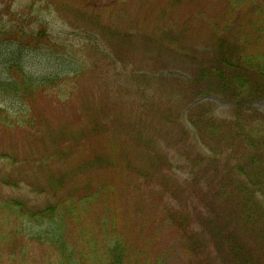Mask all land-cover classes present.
I'll return each mask as SVG.
<instances>
[{
    "label": "trees",
    "instance_id": "16d2710c",
    "mask_svg": "<svg viewBox=\"0 0 264 264\" xmlns=\"http://www.w3.org/2000/svg\"><path fill=\"white\" fill-rule=\"evenodd\" d=\"M177 4L144 0L160 15L157 43L178 60L175 69L136 73L147 85L160 81L155 97L146 86L135 91L144 103L132 105L139 121L125 103L103 99L113 82H79L86 64L71 75L37 74L23 60L33 34L13 41L8 32L11 43L0 41V134L24 131L25 149L21 155L0 147V184L17 190L24 184L55 199L35 208L0 198L5 218L53 227L43 242L51 252L47 262L34 263L168 264L174 250L183 264H264V111L244 110L264 100V0H204L195 12H179ZM192 24L208 30L198 52L180 46ZM46 34L38 31L37 48L47 44ZM128 88L121 92L134 95ZM209 94L233 101L234 116H215L201 102ZM42 100L68 116L52 125L37 115ZM74 148L81 157L71 164ZM55 161L61 168L40 179L38 172ZM121 199L133 208L121 213ZM165 240L169 248L161 245Z\"/></svg>",
    "mask_w": 264,
    "mask_h": 264
},
{
    "label": "rangeland",
    "instance_id": "374dc122",
    "mask_svg": "<svg viewBox=\"0 0 264 264\" xmlns=\"http://www.w3.org/2000/svg\"><path fill=\"white\" fill-rule=\"evenodd\" d=\"M203 1L179 0L177 6L179 12L180 10L187 12L188 8H192L195 12L200 9ZM158 14L154 12L152 6L144 7V0H0V41L11 43V40L18 41V38L28 41L23 35L33 34L34 36L29 40V42H33L32 47L31 49L27 48L23 60L37 74H70L74 69H79L81 63L86 64L88 73L81 76L79 82L87 80L91 83L99 78L105 79V82H113L111 83L113 86L110 88L111 94L106 92L103 99L117 100L119 104L125 103L128 105L127 109L132 117L139 121L137 116L141 115L140 110H134L132 105H138L143 109L144 103L141 104L142 101L135 91H138L139 88L142 90L146 86L148 97H155L157 93H154L157 92L160 81L151 79L150 85H147L136 73L138 70L158 73L163 69H175L178 60L172 53L161 49L157 43V25H160V15ZM176 14L177 12H174V15ZM169 25L170 23L166 27ZM108 27L114 29L117 35H109L104 30ZM40 29H44L47 33L43 40L47 44H42L40 48H37L35 42L38 40ZM188 30L189 34L185 39H181L180 46L189 50L188 45L191 47V51L198 52L200 48L206 46L208 30L201 24H192ZM8 32H11L9 38L15 39H7ZM117 41H120L121 44ZM47 48H50L51 51L47 52ZM113 51L120 52L122 57H126L116 62L111 56ZM127 86H130L128 89L134 95L121 92ZM84 90L89 93L91 86L84 85ZM52 101L54 102L53 99ZM201 102L210 107L212 113L218 118L230 119L235 114L233 101L209 94ZM36 106L41 112L37 115L41 118L46 116L52 125H57L59 121L65 120V116L69 114L68 110L60 109L58 105H54L49 100H42ZM244 110L251 114L264 111V100L252 101L245 106ZM137 121L135 122L139 123ZM46 123L45 125H47ZM141 124L145 123L142 121ZM146 124L152 129L160 127L159 124L152 125L149 122ZM22 136L24 138L22 130L1 132L0 147L23 155L25 149L21 144ZM39 141L41 142V140ZM44 142L46 141L44 140ZM100 143L102 141L98 140L97 149H100L98 147ZM83 144L86 145V142ZM66 147L70 148V144ZM73 150L75 155L71 156V164L77 163L81 157L80 148ZM168 151H171V155L175 153L173 149H168ZM86 155H89V152ZM56 162L47 173L45 170L38 172V177L44 179L54 169H60V165ZM2 165L4 163L0 161V176L5 172V167ZM25 172H29V167H26ZM87 172H91L92 177L93 171ZM101 174L106 178L102 170ZM96 176V174L93 175V177ZM114 177L119 178V174H114ZM29 190L24 184L19 190L2 187L0 184V198L1 200L3 198H20L26 200L29 207L35 208L45 207L55 200L46 194ZM70 207V203L65 202L63 213H68ZM117 208L121 213L131 210L133 201L121 199L117 203ZM1 216L0 264H36L34 262L39 260L43 263L47 262L51 252L48 245L43 242L52 237L53 227L36 223H20L13 218L8 219L4 215ZM161 245L163 248L170 247L166 240L162 241ZM24 247L27 252L22 249ZM22 251L26 257H23ZM170 255L168 264H183L176 251L172 250Z\"/></svg>",
    "mask_w": 264,
    "mask_h": 264
}]
</instances>
